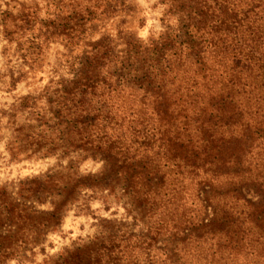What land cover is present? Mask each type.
Masks as SVG:
<instances>
[{
    "label": "trees",
    "instance_id": "trees-1",
    "mask_svg": "<svg viewBox=\"0 0 264 264\" xmlns=\"http://www.w3.org/2000/svg\"><path fill=\"white\" fill-rule=\"evenodd\" d=\"M212 3V8L204 2L195 9L199 20L193 23L191 11L186 16L183 9L178 28L148 45L125 33L119 50L107 37L83 53L71 69V78L59 85L53 118L62 128L59 148L99 158L104 169L97 175L78 177L70 189H63L66 195L59 204L52 201L51 210L40 212L25 237L1 245L0 263L27 251L28 244L30 249L38 245L41 237L60 224L65 206L83 189L119 187L144 215H156L160 204H167L168 195L172 210L168 221L173 222V237L181 234L176 239L180 243L196 229L201 231L197 241L214 237L218 228L230 230L229 207L218 201L214 204L210 193L219 183L232 185L233 193H218L241 199L251 171L247 155L260 149L259 140L264 142V0ZM115 6L109 4L107 9ZM119 7L131 11L124 2ZM29 22L27 17L19 25L13 22L12 30L2 25L1 33L8 43L17 42L19 58L30 69L38 60V47L31 41L23 48L14 38ZM20 70L15 76L10 73L12 85L20 79ZM251 89L258 92L252 98ZM34 146V150L41 147ZM259 167L257 177L264 175L263 165ZM186 190L189 195L183 199ZM190 196L191 205L204 203L200 210L206 214L210 209V217L200 219L196 226L183 219V213L173 219L181 200ZM4 208L10 218L7 227L14 234L35 218L17 206ZM155 222L153 232L147 229L146 234L130 231L125 236L122 229H111L105 237L66 251L55 264H117L121 255L135 248L148 256L157 244L159 226H165L161 219ZM174 249L166 259H174Z\"/></svg>",
    "mask_w": 264,
    "mask_h": 264
},
{
    "label": "rangeland",
    "instance_id": "rangeland-1",
    "mask_svg": "<svg viewBox=\"0 0 264 264\" xmlns=\"http://www.w3.org/2000/svg\"><path fill=\"white\" fill-rule=\"evenodd\" d=\"M122 2L131 11L121 9ZM204 2L211 8L214 5L212 0H175L173 3L172 0H0V246L25 237L40 212L51 210L52 201L59 204L66 195L62 191L70 189L78 177L97 175L104 169V162L99 158L59 148L62 128L56 126L53 118L59 85L71 78V69L83 53L90 51L93 42L107 37L116 44L115 50H119L125 33L148 45L175 26L178 28L182 23L179 13L183 9L186 16L191 11V23L198 21L195 9ZM109 4L116 6L108 10ZM25 17L29 24L14 38L19 39L23 48L31 41L38 47V60L30 69L19 58L17 42L8 43L1 33L2 25L12 30V23L19 25ZM205 37L203 34L201 40ZM18 68L20 79L12 85L9 75L11 72L17 75ZM256 94L251 89L250 97ZM51 141L53 146L49 144ZM259 142L260 149H253L247 155L246 164H250L251 171L243 185L242 198L233 200L218 193H233L232 185L219 183L211 190L210 200L211 196L218 198H214V204L218 201L229 207L233 224L228 232L218 228L219 233L214 237L203 236L197 241L195 238L201 231L196 229L180 243L176 239L181 234L173 237V222L168 221L172 213L168 195L164 198L167 204H160L156 215H144L119 187L112 191L83 189L77 191L71 203L67 202L60 224L41 237L38 245L30 249L28 244L27 251L0 264H55L66 251L105 237L111 229H122L125 236L130 231L146 234L150 229L153 232L156 219H161L165 226H159L162 229L157 244L149 255L137 248L128 249L117 264H264V175L256 176L261 170L259 164L264 170V142ZM35 143L41 145L38 150H34ZM165 187L163 195L171 186ZM187 190L182 194L183 199L189 195ZM191 203V196L181 200L173 219L183 213V219L196 226L200 219L210 217V209L207 214L200 210L204 203ZM3 206H17L27 217L35 218L30 217L18 234L11 233L7 227L10 218ZM171 248L175 249L174 259L170 261L166 256Z\"/></svg>",
    "mask_w": 264,
    "mask_h": 264
}]
</instances>
